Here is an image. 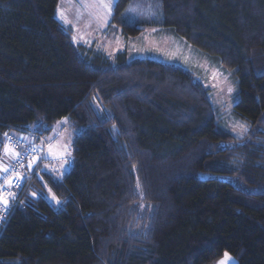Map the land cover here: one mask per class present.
<instances>
[{"label":"trees","instance_id":"obj_1","mask_svg":"<svg viewBox=\"0 0 264 264\" xmlns=\"http://www.w3.org/2000/svg\"><path fill=\"white\" fill-rule=\"evenodd\" d=\"M58 1L0 0V134L81 129L68 171L31 180L0 264H264V0H160L145 23L231 74L239 137L185 69L76 44ZM128 3L109 23L126 40L145 29Z\"/></svg>","mask_w":264,"mask_h":264},{"label":"rangeland","instance_id":"obj_2","mask_svg":"<svg viewBox=\"0 0 264 264\" xmlns=\"http://www.w3.org/2000/svg\"><path fill=\"white\" fill-rule=\"evenodd\" d=\"M115 1L59 0L55 16L70 31L76 44L98 49L107 57L125 50L129 60L151 59L185 69L195 81L209 90L210 101L218 110L222 125L234 136H241L245 131L244 127L231 113L237 93L231 74L224 73L217 63L182 39L173 37L160 28L145 27V23L158 19L160 0H129L122 20L145 29L135 38L124 39L118 30L109 25ZM80 131V128H75L64 118L56 122L44 136L19 128L0 134V176L5 170H12L16 172V181L21 186L14 189L11 197L6 199L10 211L14 208L10 199H16L20 194L24 196L31 180L41 168L57 178L68 171L72 145ZM13 179L15 177L3 184L0 177V186L9 191ZM43 187L49 205L54 208L63 207V200L57 198L46 185L43 184ZM224 258L225 255L214 264H219ZM226 264H236L235 259L229 256Z\"/></svg>","mask_w":264,"mask_h":264},{"label":"built area","instance_id":"obj_3","mask_svg":"<svg viewBox=\"0 0 264 264\" xmlns=\"http://www.w3.org/2000/svg\"><path fill=\"white\" fill-rule=\"evenodd\" d=\"M6 145H7V143H6ZM24 167H25V165L23 166V168ZM18 168H19V170H21L20 167H18ZM16 175H17L16 172H13L12 170H9L8 172H7V170H5L3 173H1V176H0L3 184H6L12 177H15V179L12 180V187L10 188L9 191L4 190L0 186V236L2 235L3 231L5 230L6 225L9 221L12 213L21 204L20 201H21L23 194H20L16 199H14V198L10 199V203L14 207L11 211L9 210L7 205L5 204L6 199L11 197L10 195L13 193V190L21 187L20 184H18V182L16 181ZM28 180H30V178ZM26 186H28V181H27Z\"/></svg>","mask_w":264,"mask_h":264},{"label":"snow or ice","instance_id":"obj_4","mask_svg":"<svg viewBox=\"0 0 264 264\" xmlns=\"http://www.w3.org/2000/svg\"><path fill=\"white\" fill-rule=\"evenodd\" d=\"M6 151H10V149H6ZM7 203V201H5V204ZM229 260V256L228 253H225V258L224 260L220 261L219 264H226V262Z\"/></svg>","mask_w":264,"mask_h":264}]
</instances>
